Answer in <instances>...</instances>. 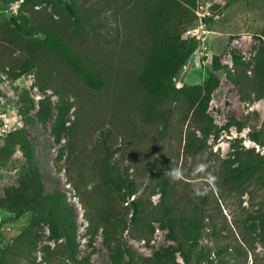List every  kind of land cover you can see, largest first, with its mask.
<instances>
[{
	"label": "rangeland",
	"instance_id": "1",
	"mask_svg": "<svg viewBox=\"0 0 264 264\" xmlns=\"http://www.w3.org/2000/svg\"><path fill=\"white\" fill-rule=\"evenodd\" d=\"M21 1L0 0V114H5L0 123H6L11 130L26 128L35 145L46 191L52 193L61 189L69 197L78 227V259L81 264H113L111 246L105 241L102 229L97 234L89 231L85 204L78 194L95 189L99 161L107 152L105 144L114 150L113 160L118 167L137 178L140 186L137 195L142 196L147 206V222L161 210L162 191L158 178L166 172L171 184L169 196L178 210L177 215L201 222L198 249L203 257L210 253L217 261L216 251L222 249L224 260L219 264H264V234L260 232L256 219L264 189L256 185L247 191L245 188L236 189L223 183L220 173L233 151L236 138L243 139L244 147H255L264 155V146L249 137L250 126L243 131L235 127L221 131L218 139L211 137L208 140L205 150L189 154L185 151L189 124L180 121L181 107L172 105L175 115L169 131L161 137V123L146 118L142 106L138 105L145 97L126 84L141 65L142 51L149 44L144 31L145 16L140 12L133 13L142 0H77L84 10L103 23L99 38L91 36L84 43L90 53L88 58L108 73L109 91L101 93L80 88L63 68H59L61 72L58 73L56 69L60 64L55 61L51 64L55 72L50 73L49 80L47 72L37 75V70L16 80L11 78L16 71L15 64H18V53L15 51L16 41L7 34V27L13 25L10 18L25 19L29 25L42 21L63 23L53 14L51 4L29 5L27 10H21ZM197 3L195 13L198 18L184 33V38L198 40L197 48L177 76L176 86L203 83L216 54L229 69L235 67L234 56L240 58L244 66L239 70L252 78L251 65L261 40L264 41V0H197ZM121 13L130 19L126 26ZM4 68L9 74L3 71ZM220 75L221 82L209 105V114L214 121L224 125L232 117L243 120L250 117L249 124L261 127L264 97L243 102L239 86L224 70ZM39 82L49 85L45 93L40 90ZM64 85L74 88L71 94L73 106L66 118L63 139L58 141L55 135L57 108L52 110L46 122L38 119L36 112L45 96L57 103L60 100L58 89ZM29 106L32 107L28 109ZM254 112H258L260 118H255ZM3 142L0 137V144ZM23 160L22 151L17 150L8 166L0 168V198L7 187L18 183ZM119 208L123 210L120 203ZM30 217L31 213H26L14 219L12 214L0 209L3 249H11L12 243L18 247L14 240L27 228ZM152 223L155 232L149 235L150 239L135 236L144 232V228L131 227L125 234L128 244L145 256L176 246L167 229L161 228L158 222ZM41 234L38 247L30 257L14 250L16 255L12 252L7 264H61L54 251L58 242L50 237V228L44 225ZM204 262L208 264V261Z\"/></svg>",
	"mask_w": 264,
	"mask_h": 264
},
{
	"label": "trees",
	"instance_id": "2",
	"mask_svg": "<svg viewBox=\"0 0 264 264\" xmlns=\"http://www.w3.org/2000/svg\"><path fill=\"white\" fill-rule=\"evenodd\" d=\"M44 3L52 5L53 14L62 19L63 23L42 21L29 25L25 19L21 20L15 16L10 18L13 25L7 27V34L16 41L15 51L18 53V64H15L16 71H13L11 78L16 80L32 70H37V75L47 72L49 80L50 73L54 71L51 64L55 61L60 64L57 72L60 73L59 68H63L67 76H70L80 88L99 93L108 92L107 71L94 65L88 58L89 50L84 47V43L91 36L97 39L96 37L101 35L100 27L103 23L84 10L77 0H22L19 8L27 10L29 5L35 7ZM197 4V0H142L139 3L133 13L140 12L145 16L144 31L149 44L142 51L141 65L135 69L126 84L133 86L134 92L138 90L145 97L138 105L142 106L141 110L146 118L161 123V137L169 131L175 115L172 105L181 107L183 113L180 121L189 124L185 138V151L189 154L202 152L207 148L211 137L218 139L221 131H229L232 127L243 131L250 126V139L264 146V121L262 126L258 127L249 124L250 117L244 120L232 117L224 125H218L209 114L212 94L221 82L220 72L223 70L227 72L231 81L239 86L241 101L254 102L264 97V41L261 40L251 65L254 71L252 78L248 74H243V70H239L244 66L240 58L234 56L235 67L229 69L216 54L213 56L209 75L203 83L176 86L177 76L197 48L196 38H184L187 28L198 18L195 13ZM121 16L123 25L126 26L130 19L127 20L124 13H121ZM3 71L6 72V69ZM6 73L9 74V71ZM48 86L39 82V88L44 93ZM245 90L248 92L245 93ZM58 91L60 100L54 104L50 96H45L40 101L36 116L42 122H46L52 110L57 108L55 135L56 139L61 141L67 115L73 106L71 94L74 93V88L64 85ZM30 102L33 103V100ZM254 113L255 118H260L258 112ZM1 125L2 123L0 129ZM0 137L4 139L3 144H0V168L8 166L17 150L22 151L24 156L18 183L5 189L4 195L0 198V209L12 214L14 219L31 213L27 228L14 240L18 247L13 243L11 249L1 247L4 233L0 225V264H7L6 261H10L12 252L14 256L16 255L14 250L17 252L20 250L24 257H30L38 247L44 225L50 228V237L58 242L54 251L61 264H81V260L78 259V227L69 197L61 189L52 193L46 191L35 145L26 128L0 133ZM242 142V138L234 140L233 151L220 171L222 181L236 189L245 188L246 191L252 185L264 189V155L255 147H244ZM104 148L107 152L99 161L95 189L83 192L79 190L78 194L85 204V216L89 221L87 227L93 234L102 229L105 241L111 246L110 259L113 264L223 262L222 249L216 251L217 261L210 253L203 257L198 249L202 233L201 222L188 216L177 215L178 210L169 196L171 184L166 172L158 178L162 191L161 210L152 215L151 220L147 222L145 218L148 214L147 206L142 196L137 195L140 189L137 178L118 167L113 160L115 152L109 144H105ZM134 195L136 196L131 199ZM126 202L128 204L124 205ZM119 203L123 210L119 208ZM256 219L259 221L260 232L264 234V198ZM152 222H158L161 228L167 229L168 236L176 242V246L171 245L156 250L153 256H145L128 244L125 234L131 227L137 230L144 228V232L135 236L139 239H150L149 235L155 232Z\"/></svg>",
	"mask_w": 264,
	"mask_h": 264
},
{
	"label": "built area",
	"instance_id": "3",
	"mask_svg": "<svg viewBox=\"0 0 264 264\" xmlns=\"http://www.w3.org/2000/svg\"><path fill=\"white\" fill-rule=\"evenodd\" d=\"M198 14H200V16H201V13L198 12ZM202 15H204V12H203ZM4 115H5V114H0V118H1V117H4ZM10 130H11V129L8 128L7 124L4 123V124L1 125L0 133H4V132H6V131H10Z\"/></svg>",
	"mask_w": 264,
	"mask_h": 264
},
{
	"label": "bare ground",
	"instance_id": "4",
	"mask_svg": "<svg viewBox=\"0 0 264 264\" xmlns=\"http://www.w3.org/2000/svg\"><path fill=\"white\" fill-rule=\"evenodd\" d=\"M252 142H249V144H251Z\"/></svg>",
	"mask_w": 264,
	"mask_h": 264
}]
</instances>
